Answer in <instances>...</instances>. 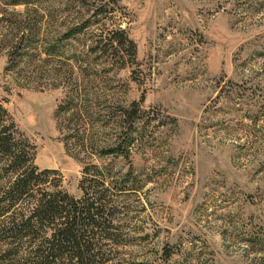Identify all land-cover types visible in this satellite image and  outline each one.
<instances>
[{
  "label": "rangeland",
  "instance_id": "1",
  "mask_svg": "<svg viewBox=\"0 0 264 264\" xmlns=\"http://www.w3.org/2000/svg\"><path fill=\"white\" fill-rule=\"evenodd\" d=\"M15 1L0 103L36 164L77 197L88 165L139 176L135 264H264V0Z\"/></svg>",
  "mask_w": 264,
  "mask_h": 264
},
{
  "label": "trees",
  "instance_id": "2",
  "mask_svg": "<svg viewBox=\"0 0 264 264\" xmlns=\"http://www.w3.org/2000/svg\"><path fill=\"white\" fill-rule=\"evenodd\" d=\"M27 33L12 48L34 35ZM113 43L133 46L122 32ZM8 119L0 103V264H135L128 248L138 233L131 194L139 176L113 163L88 165L82 195H72L59 170L36 164L34 144ZM108 152L124 153L119 145Z\"/></svg>",
  "mask_w": 264,
  "mask_h": 264
}]
</instances>
